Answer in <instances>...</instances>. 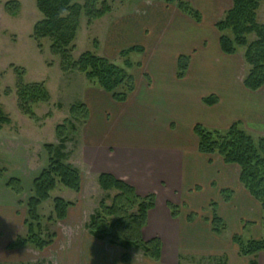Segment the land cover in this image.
<instances>
[{
	"label": "crops",
	"instance_id": "obj_1",
	"mask_svg": "<svg viewBox=\"0 0 264 264\" xmlns=\"http://www.w3.org/2000/svg\"><path fill=\"white\" fill-rule=\"evenodd\" d=\"M183 1L200 13V22H195L177 8L172 9L170 4L151 1L142 2L133 13L119 16V21L109 22L107 36L111 35V39L106 38L109 50L119 42L113 44L119 38L120 27L134 28L137 35L143 31L147 36L150 32L148 37H144L145 46H140V43L131 46L141 47L145 54L141 77L138 80L134 78L135 91L124 103L115 102L101 89H89L85 96L89 111L82 141L85 162L97 173L111 174L131 185L138 195L155 196V207L148 214L142 234L147 240L153 237L161 239L162 258L158 263L145 258L147 264H172L165 260L166 254L170 253L168 246L171 242H176L179 247L183 241L202 244L206 241L212 249H222L226 243L211 231L205 220L194 216L189 222L181 218L182 214L173 218L165 202L164 209L159 211L161 200L157 197L173 193L188 197L189 203L183 201L182 204L188 205L194 215L193 208L200 204V192L206 189L214 196L205 202L206 206L212 199L218 200L221 204L219 216L232 225L236 222L233 230L241 229L243 218L262 219L259 204L239 183L238 167L224 164L218 156L200 154L193 128L198 124L209 130L226 131L233 123L239 122L247 128L252 125L263 131L264 87L257 92L245 89L243 79L238 75L237 54L225 55L219 48L215 24L230 8L232 0L229 6L228 0ZM172 32L179 38L176 44L165 43L166 40L170 42ZM180 56L189 58L188 69L181 79L177 78ZM218 63L223 65L222 74L217 66L214 68ZM209 97L217 99L213 105L205 103ZM135 131H141L140 135L146 138L135 144ZM7 141L4 140V150L9 151L5 147ZM222 191L232 193L227 201L222 199ZM4 192L5 195L12 194L8 190ZM172 202L179 206L181 203L180 200ZM1 205L0 237L3 231H15L9 238L10 242L0 245V251H6L7 245L21 231L24 219L17 213L14 201ZM236 214L239 215L237 218ZM69 216L70 209L64 221ZM2 222L8 225L4 226L5 229ZM20 223L21 227L18 226ZM257 228L259 231L261 224ZM232 234L241 233L234 231ZM230 246L227 264H249L251 258L244 257L243 262L231 239ZM257 264H264V252L258 255Z\"/></svg>",
	"mask_w": 264,
	"mask_h": 264
},
{
	"label": "trees",
	"instance_id": "obj_2",
	"mask_svg": "<svg viewBox=\"0 0 264 264\" xmlns=\"http://www.w3.org/2000/svg\"><path fill=\"white\" fill-rule=\"evenodd\" d=\"M139 1V0H138ZM264 0H232L231 6L215 24L219 33V48L225 55L238 54L243 49V60L247 72L243 79V86L251 92H257L264 87V23L258 21V11ZM167 4H174L176 8L195 22L201 21L200 13L188 2L183 0H166ZM36 8L41 20L33 28L32 39L38 43L43 40L50 42V51L57 56L64 73H79L85 79L109 94L117 103H124L135 91L134 77L125 69L113 64L105 57L97 56L93 52L82 53L77 59L73 58L74 41L80 25L81 17L87 26L103 18L110 12L107 2L100 0H35ZM17 0H10L4 5L5 12L16 16L19 12ZM142 53L141 47H130L121 51L120 56L127 58L130 53ZM189 64L187 56H180L177 60V78L184 77ZM125 68L132 69L134 64L128 60ZM17 82V106L19 111L31 120H36L32 106L49 101V95L43 84H24L21 80L23 72L15 71ZM215 97L205 99L207 105L216 102ZM70 119L55 127L56 143L45 144L43 150L47 156V166L33 179L31 184L32 196L26 204V218L23 222L21 234L7 245L8 250L32 248L43 251L50 247L55 233H49L43 224L41 209L47 202L52 201V212L46 218L47 223L62 222L67 218L68 210L74 203L63 198L51 199L52 193L58 186L79 194L82 191L80 171L68 161L67 144L70 142V132L75 131L76 121L85 125L89 118V111L84 103H75L69 110ZM11 123L10 118L0 107V129ZM193 132L198 140V152L206 156H218L226 165H234L239 169V183L245 191L259 204L262 220L264 221V138L256 141L247 134L239 122L233 123L226 131L209 130L201 125H195ZM97 184L101 191L114 193L107 195L110 204L101 200L98 208L89 218L86 230L95 240L105 241L124 251L120 257L126 262V252L140 251L144 258L155 263L161 261L163 244L159 237L148 240L143 238V229L147 225L148 214L155 207V196L150 194L141 197L134 187L114 176L101 173L97 177ZM5 186L17 196L23 194L24 189L20 179L10 178ZM230 191H222L225 201L230 197ZM171 217L177 218V206L169 203ZM209 224L211 231L220 235L226 230V223L218 216L213 203ZM188 215L190 222L194 215ZM193 216V217H192ZM241 257L251 258L249 264H257L258 255L264 252L263 239H244L239 234L231 238ZM222 264H227L223 261Z\"/></svg>",
	"mask_w": 264,
	"mask_h": 264
},
{
	"label": "rangeland",
	"instance_id": "obj_3",
	"mask_svg": "<svg viewBox=\"0 0 264 264\" xmlns=\"http://www.w3.org/2000/svg\"><path fill=\"white\" fill-rule=\"evenodd\" d=\"M8 1L10 0H0V107L3 113L11 120L9 125H5L0 129V204L9 205L10 202L14 201L17 213L25 219L26 204L32 196V181L47 166V156L43 150V146L45 144L56 143L55 127L63 123V121L70 119V107L75 103L85 104L87 91L89 89L100 88L97 84L88 82L79 73L62 72L58 57L50 51V42L43 40L39 47L38 43L32 39L33 28L41 20L35 0H17L20 7L16 16H10L5 12L4 5ZM100 1L107 2L111 10L103 18L93 22L90 26H87L85 18L81 17L74 41L73 58L77 59L85 52H93L97 56L105 57L116 66L125 69L138 80L141 77L142 64L146 59L144 57L145 54L135 52L130 53L127 58H122L120 52L127 50L133 45H137L136 43H140L142 44L140 46H143L145 44L144 37H148L150 32L147 36L143 35V31L137 35L134 28L126 27L124 29L120 27L118 29L116 27L118 32L121 33H119V38L115 37L117 40L113 44L119 42L117 45H114V49L110 47L112 50H109L106 45V38L110 40L111 35L110 37L107 36V33H109L107 25L111 21H119V16L135 12L143 4L142 2L151 1L154 4H167L166 0ZM229 5L230 0H228ZM170 7L176 9L174 4L170 5ZM258 21L259 23H264V1L261 3L258 11ZM155 22L158 23L157 20ZM177 38L178 36L174 33L169 40L170 42L166 40L165 43L176 44ZM210 42L212 43V38ZM242 53L243 49H240L235 59H238L239 63L238 75L244 79L247 67ZM126 60L134 64L132 69L125 68L124 63ZM215 66H217V70L219 69L218 71L222 74L223 65L218 63V65L214 64V68ZM16 70L23 72L21 81L24 84H43L48 92V102L32 106L36 120L29 119L18 109L16 90L18 77L15 73ZM71 122L75 125V131L70 132L71 140L67 144L68 162L81 173L83 182L82 191L77 195L62 186H58L51 196V199L60 197L74 203L73 207L70 208L69 219L62 222L47 223L46 218L52 212L53 207L52 201L47 202L43 205L40 213L44 218L43 224L46 226L45 228L49 233H55L56 235L53 244L41 252L32 248L7 249L6 251L2 249L0 251V264H147L142 253L137 250L126 252L128 259L126 262H122L120 257L124 251L113 243H110V238H107L105 241H98L91 237L86 230L89 218L98 208L100 201L105 200L107 204H110V199H108L107 195L113 196L114 193H105L98 187L97 177L99 173H97V170L91 169L83 156L82 141L85 125L76 121ZM240 124L255 141L258 138H264V128L261 131L252 125H249L247 128L244 124ZM140 134H142L141 131H135V144L138 143L137 141L146 138L145 135ZM4 140H8L5 147L9 148V151L4 150ZM20 156L21 160L19 159ZM13 177L21 180L24 189L23 194L20 196L15 195V198L14 194L5 186L6 182ZM7 190L10 191L9 193H12L11 196L10 194L5 195L4 191ZM200 193V204L197 203L198 206L196 205L193 208V211L196 213L194 216L209 223L212 208L210 204L206 206L205 202H208L209 198H214V196L210 195L206 189H203ZM157 198L161 202L163 201L158 204L159 211L160 209H164V202L167 206L169 203L175 205L172 200L175 202L180 200V206H175L179 210V215L182 214L181 218L187 219L188 215L193 213L188 205L182 204L183 201L188 202V197H181L173 193ZM166 198L170 199V201L167 200L168 202H166ZM212 200L210 202L213 203V207L219 216L221 204L216 199ZM238 216L236 214V218ZM252 218H243L241 229L238 226L239 231L237 228L233 230L236 222H233L232 225L231 222L229 223L224 219L227 222H225L227 224L226 230L219 235L222 241L226 242L222 249H212V247L210 248L206 245L208 243L206 241H204L205 244L190 240L183 241L178 244L179 247H177L176 242H171L168 246V249L171 248L170 253L166 254L165 260L172 262V264H222L227 259V254L231 251L230 239L234 231L241 233L240 235L246 240L258 239V236H260L259 239L262 238L264 240V221ZM259 224H261V229L258 231L257 226ZM1 225L4 229V226H8L4 222ZM18 226L21 227V223ZM249 226L252 228H249ZM21 228L18 235L24 230L23 226ZM14 233V229L11 233L3 231L0 237V245L10 242L9 238ZM221 238L219 241H221ZM144 240L147 239L144 238ZM7 257L11 258L7 259ZM241 260L244 262L245 258L243 257Z\"/></svg>",
	"mask_w": 264,
	"mask_h": 264
}]
</instances>
